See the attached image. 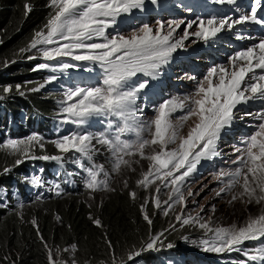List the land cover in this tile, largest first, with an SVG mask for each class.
<instances>
[{"label":"snow or ice","instance_id":"1","mask_svg":"<svg viewBox=\"0 0 264 264\" xmlns=\"http://www.w3.org/2000/svg\"><path fill=\"white\" fill-rule=\"evenodd\" d=\"M157 2L158 0H151L152 4ZM214 2L237 5V0ZM255 4L260 5L261 0H255ZM144 6L145 0H50L51 11L46 24L41 30L34 32L30 43L19 49V53L23 55L35 50V54L28 55L27 59L55 61V65H37V69L51 68L53 73L81 67L79 63L64 62V58L89 62L99 67L101 81L96 86L85 87L77 84L64 90L63 98L58 102L61 123L75 125L78 130L60 136L52 143L60 153L78 154L79 158L75 163L87 174L85 187L92 191L110 190L109 172L102 165L93 163V156L101 148L110 153L113 173H119L122 168L131 169L140 160L149 161V167L141 173L142 178L137 180V185L147 189L156 184V195L152 202L156 209L168 215L176 204H183L184 209L187 208L183 192L187 178L196 170L201 160H211L220 155L217 142L222 131L231 127L236 119L234 110L250 101L264 103V38L229 57L230 68L214 66L199 81H196V77H190L196 81L195 90L182 98L172 97L159 104L155 109L156 115L150 121H144L137 115L143 111L137 104V97L149 81L145 79L137 82L134 78L143 74L156 79L163 66L171 61L173 53L185 47L184 42L190 36L208 43L218 39L223 31H233L236 26H244L249 22L264 25V19L258 18L257 7L252 6L250 15L241 12L237 18L231 15H213L208 18L197 17L187 23L185 20L157 21L155 29L145 23L129 37L107 33L106 30L117 23L118 17L130 16L133 10H143ZM25 8L27 11L31 10L28 5ZM186 10L191 11V8ZM235 10L239 11V8L236 7ZM185 23L183 34L177 37V29ZM194 25L195 30L190 32L189 29ZM235 38L241 40L250 37L236 35ZM97 40L102 42H96ZM192 42L195 43L196 40ZM257 69L260 71L257 72ZM57 79L56 75H51L44 84L30 91L37 92ZM15 88L24 95L20 91L21 85L17 84ZM11 91L12 86L3 87V93ZM177 112L181 113L177 117L178 124H173L171 118ZM248 114L260 122L256 125V131L242 140L244 147H235L234 150L239 155L232 163L237 166L230 171L222 170L217 176L224 185L217 192V196L231 192L239 185L241 190L233 194L230 203L240 199L247 204L259 205V214L249 216L245 224L239 227H212L199 213L195 216L185 215L184 211L176 214L175 220L181 226L191 225L204 230L208 238L199 242L204 251L240 252L245 260L238 264H264V244L253 249L243 247L245 242L264 239V109ZM192 117H196L198 122L190 128L186 136H180L179 129ZM97 118L101 123L106 122L104 130L87 131L85 126ZM129 132L134 133V140L122 138ZM37 144L43 149L41 138L34 134L27 139L9 140L5 147L18 157L63 160L62 155H30ZM170 145L175 147H169ZM136 156L139 159H133ZM85 160L89 162V166L82 162ZM20 163L22 159L17 158L15 164ZM101 175L103 179H99ZM31 183L40 185V178L33 177ZM161 185L169 189L168 198L163 201L159 197ZM188 195L193 193L189 191ZM130 196L135 198L136 193L131 192ZM143 218L149 224L152 223L147 214ZM35 223L33 220V224ZM94 223L99 225L100 221L95 220ZM171 227L175 228L174 225ZM160 235L163 233L150 237L146 248L152 249ZM109 247L111 248L110 242ZM168 247L171 248L172 245L169 244ZM75 248L72 245L71 249L65 251ZM140 254V251L130 252L127 261L120 260L119 264H127ZM47 259L49 264H65L60 259L54 260L51 250L47 253ZM72 264H76L74 259Z\"/></svg>","mask_w":264,"mask_h":264},{"label":"trees","instance_id":"2","mask_svg":"<svg viewBox=\"0 0 264 264\" xmlns=\"http://www.w3.org/2000/svg\"><path fill=\"white\" fill-rule=\"evenodd\" d=\"M49 4L50 0H0V96H3L0 99V262L49 264V248L63 251V248L71 249L75 245V250H69L68 257L76 264H114V261L119 264L120 260L127 261V255L133 251L141 254L127 264H160L154 259L153 252L145 248L149 238L163 233L165 245L177 246L182 233L172 230L174 218L164 216L154 207L151 198L142 197V189H138L136 184L139 163L132 165V178L110 182V190L95 191L94 197L97 198L94 202H88V192L83 187L71 192L63 191L64 194L58 196H25L30 163L39 164L40 160L18 157L5 147V129L2 127L7 124L9 114L16 115L19 108L42 117L54 116L57 112L59 93H50L44 88L30 91L41 80V72L34 68L33 61L27 59L28 53H19V49L30 43L34 32L46 24L51 11ZM25 5L31 10L27 11ZM17 84L21 85L20 91L24 95L16 91ZM9 85L12 91L3 93V87ZM18 125L21 126L20 123ZM27 135L25 133L23 137ZM38 137L45 150L37 144L30 155L39 157L58 153L50 142H42L47 138ZM17 158L22 159L19 165L15 164ZM103 161L108 165L107 159ZM47 174L45 171L44 179H47ZM131 192L136 193L135 198L130 196ZM231 203L241 204L231 207L238 214L250 211L251 204L240 199ZM145 214L151 219V224L144 220ZM95 220L100 224H95Z\"/></svg>","mask_w":264,"mask_h":264},{"label":"rangeland","instance_id":"3","mask_svg":"<svg viewBox=\"0 0 264 264\" xmlns=\"http://www.w3.org/2000/svg\"><path fill=\"white\" fill-rule=\"evenodd\" d=\"M121 21L124 25H127V26L130 23L129 20L126 18L122 19ZM137 28L138 27L134 28L133 30H128V31H124V32L117 31L116 29L111 28L110 29L111 32L109 34H111V35L119 34V35H123L125 37H129L133 34L134 30H137ZM153 28H155V27H153ZM177 37H179V36H177ZM96 42H102V40H97ZM28 54L34 55L35 50H32V52H29ZM31 61H33V65H34L35 69H37V65L40 63H50V64L55 65L54 61L48 62V61L43 60L42 58L32 59ZM46 70H48L50 73H52L49 76L56 75V73L52 72L51 68L46 69ZM48 77H46V79ZM40 84H43V83L39 82L38 85L36 86V88H38ZM162 85H163V83L158 76L156 79L151 78V82H150L149 87L151 90L157 91ZM44 88L47 89L46 86ZM62 96H63V94H62ZM59 101L60 100L58 99L57 100V112H56V114H58V116H61L59 114V110H60V105L58 103ZM16 112H17L19 118L24 119L25 114H23L22 109L19 108V110H17ZM28 114H30V113H28ZM138 115L141 117L142 120L150 121L156 115V111L154 109L152 112L141 113V115L138 113ZM177 117L172 116L171 119H172L173 124H178ZM12 120H13V118H11V121ZM197 122H198V120L196 117L190 118L186 123H184L183 127H181L179 129V135L180 136H186L188 134L190 128L193 127L195 125V123H197ZM27 137H29V136L23 137L21 139H27ZM54 140H56V139H54ZM42 142H47V141L42 140ZM6 143H7V141H6ZM51 145H53L55 151H58L52 142H51ZM97 147H100V146L97 145ZM169 147H175V145H170ZM223 148H224V145H223ZM41 150H45V148L43 147V149H41ZM223 150L225 151L227 149H223ZM146 151H148V150L146 149ZM56 155H62L64 157L63 160H61V161L52 160V161L53 162H61L65 167H67V164L72 166V169L69 172L75 177V179L78 181L79 185L84 186L83 190H86L88 192V194L86 195L88 202H94L97 198V197H94L96 195V193H94L95 191L89 190L85 187V178H86L87 174L83 171V169H81L75 163V161L79 158L78 154L75 152H71L69 155L68 153H60L58 151V153ZM105 159H107L108 166L110 167V170L107 172H109V180L111 183L120 182L122 178H125V179L126 178H132L130 176V174H131L130 170L131 169H129V168H122V170L119 173H113L111 171L112 163H111L110 153L103 148H101V150L99 152L95 153V155L93 156V163H95L97 165H101V163ZM133 159H139V157L136 156V157H133ZM100 161H101V163H100ZM83 163L85 164V161ZM148 167H149V161L140 160L139 171L137 168L138 179L142 178L141 173L147 171ZM30 177H31V175H30ZM103 178H104L103 175H101L99 177V179H103ZM31 180H29V181L31 182ZM41 183H42V181H41ZM136 184H137V182H136ZM157 184H159V181H157ZM223 186H224L223 184L217 182V177L214 175H209V174H204V173L201 175H195V173L193 172L190 175V177L187 178V183L185 185V188L183 189L184 196H185V202L187 203V208L184 209L183 204H176L173 206V210L170 211L168 215L163 214L164 216H166L168 218H174L175 228L172 230H174L176 232L179 231L178 233H182V235L178 239L180 241L181 246L172 245V247L169 248L168 245H165L166 241L164 242V239H163L164 236L163 235H160L159 241L157 242V244L152 249H147L146 245H145V248L147 250L153 252L154 259L157 260V262H159L160 264H189V261H188L189 258H187V257L189 255H191L193 253V251H204L203 246L199 242L203 239L208 238V236L205 235L204 230H202L198 227H194L191 225L181 226L175 220V215L179 214L181 211H184L185 215L191 214L193 216H195L197 213H199V215L204 220L210 222L212 227H220V226L228 227L231 225H237L239 227V226H242L245 224V222L248 220L249 216H256L259 214L260 206L258 205L259 206L258 207L256 204H251L249 206L250 211L247 210L246 212L241 211L239 214L236 213V211L234 209H232L231 207L234 206V208H236L238 205H241V204H239V203L232 204V203H230V201L232 200L231 196L240 191V189H239L240 187H239V185H237V187L234 188L231 192L221 193L219 196H217V192ZM134 187H135V182H134ZM155 187H156V184L150 185L147 189L142 188V187H139L138 189H142V193H143L142 197L151 198V201H152L153 196L156 195ZM135 188H137V187H135ZM62 191H64V190H61V186L57 182H55L54 180H50V184L48 187L41 186V188H40L41 196L44 193H50V192H51L50 194H54L56 196H58L57 192H59V195H63L64 193H62ZM189 191H191L193 193V195L189 196L188 195ZM17 192L22 193V191H20L18 189H17ZM168 192H169V189L164 188L161 185V192L159 193V197L162 201L166 200L168 198V195H167ZM91 194H93V195H91ZM152 204L154 205L153 202H152ZM213 206H215L214 211H213ZM201 209H203V211H201ZM160 211L163 212L162 210H160ZM190 233H194V234H190ZM208 235H210V234H208ZM154 236H156V235H154ZM194 242H196V243H194ZM243 247H244V249H246V244H244ZM65 249H67V248H63V251H59L55 247V248H49L48 251L51 250L53 252L54 260L55 259L61 260L64 257L62 259V261H64L65 264H72L71 257L70 258L68 257L70 251L67 252V251H65ZM163 252H165V253H163ZM205 252H208V251H205ZM166 253H167V255H166ZM211 253L224 255V254H229L230 252H222V253L211 252ZM164 255H166V256H164ZM0 264H1V262H0Z\"/></svg>","mask_w":264,"mask_h":264},{"label":"bare ground","instance_id":"4","mask_svg":"<svg viewBox=\"0 0 264 264\" xmlns=\"http://www.w3.org/2000/svg\"><path fill=\"white\" fill-rule=\"evenodd\" d=\"M240 189V188H239ZM162 247V246H161ZM165 253V252H164Z\"/></svg>","mask_w":264,"mask_h":264}]
</instances>
